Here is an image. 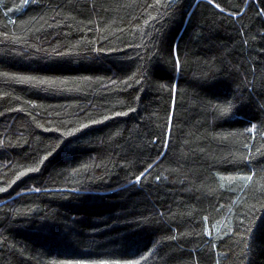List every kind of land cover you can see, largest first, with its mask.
Returning a JSON list of instances; mask_svg holds the SVG:
<instances>
[{
  "label": "trees",
  "instance_id": "obj_1",
  "mask_svg": "<svg viewBox=\"0 0 264 264\" xmlns=\"http://www.w3.org/2000/svg\"><path fill=\"white\" fill-rule=\"evenodd\" d=\"M0 264H264V0H0Z\"/></svg>",
  "mask_w": 264,
  "mask_h": 264
},
{
  "label": "snow or ice",
  "instance_id": "obj_2",
  "mask_svg": "<svg viewBox=\"0 0 264 264\" xmlns=\"http://www.w3.org/2000/svg\"><path fill=\"white\" fill-rule=\"evenodd\" d=\"M250 179V178H249Z\"/></svg>",
  "mask_w": 264,
  "mask_h": 264
}]
</instances>
